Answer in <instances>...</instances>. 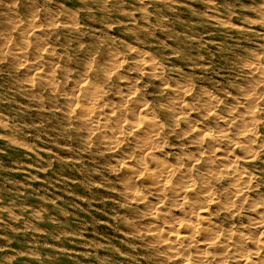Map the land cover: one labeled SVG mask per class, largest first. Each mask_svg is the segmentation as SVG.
Here are the masks:
<instances>
[{
    "label": "rangeland",
    "instance_id": "374dc122",
    "mask_svg": "<svg viewBox=\"0 0 264 264\" xmlns=\"http://www.w3.org/2000/svg\"><path fill=\"white\" fill-rule=\"evenodd\" d=\"M0 10V264H188L196 243L175 254L151 241L185 229L220 241L201 255L223 245L222 264L263 263L264 0H0ZM139 163L179 165L235 207L203 209L199 194L188 211L171 195L181 187L158 195ZM159 208L169 223L151 220Z\"/></svg>",
    "mask_w": 264,
    "mask_h": 264
},
{
    "label": "bare ground",
    "instance_id": "6f19581e",
    "mask_svg": "<svg viewBox=\"0 0 264 264\" xmlns=\"http://www.w3.org/2000/svg\"><path fill=\"white\" fill-rule=\"evenodd\" d=\"M181 2V1H180ZM210 2V1H209ZM218 2V1H217ZM60 3V2H59ZM183 3V2H182ZM35 10V9H34ZM64 10V9H63ZM154 10V9H153ZM1 11V10H0ZM35 15V14H34ZM48 17V16H47ZM198 18V17H197ZM15 19V18H14ZM12 20V19H11ZM29 22H30V20H28ZM56 21V20H55ZM167 21V20H166ZM32 22V21H31ZM76 24V23H75ZM34 25V24H33ZM39 25V24H38ZM173 26V25H172ZM0 27H1V25H0ZM204 27V26H203ZM142 28V27H141ZM205 30V29H204ZM141 32V31H140ZM36 33V32H35ZM72 33V32H71ZM93 33V32H92ZM233 33V32H232ZM55 34V33H54ZM59 35V34H58ZM166 35V34H165ZM172 35V34H171ZM166 36H168V35H166ZM173 36V35H172ZM221 36V35H220ZM21 37H23V36H21ZM94 37V36H93ZM74 38V37H73ZM247 38V37H246ZM92 39V38H91ZM89 40V39H88ZM209 40V39H208ZM52 41V40H51ZM86 42V41H85ZM33 43H31V45H32ZM59 45V44H58ZM38 46V45H37ZM40 46H42V45H40ZM32 47V46H31ZM93 47V46H92ZM148 48V47H147ZM43 49V48H42ZM61 49V48H60ZM103 50V49H102ZM137 50V49H136ZM43 51V50H42ZM49 51V50H48ZM81 52H82V50H80ZM252 51V50H251ZM84 52V51H83ZM95 54V53H94ZM113 54H114V52H113ZM119 54V53H118ZM112 55V54H111ZM110 55V56H111ZM122 55V54H121ZM149 55V54H148ZM152 55V54H151ZM194 55V54H193ZM227 55V54H226ZM238 55V54H237ZM27 56V55H26ZM23 57V56H22ZM62 57V56H61ZM232 58V57H231ZM115 59H116V57H115ZM146 59V58H145ZM259 59V58H258ZM219 60V59H218ZM13 61V60H12ZM143 61H144V59H143ZM254 61V60H253ZM31 62V61H30ZM58 63V62H57ZM137 63V62H136ZM153 63H154V61H153ZM238 63V62H237ZM52 64V63H51ZM54 64H56V63H54ZM134 64V63H133ZM224 64V63H223ZM42 65V64H41ZM232 65V64H231ZM6 66V65H5ZM33 66V65H32ZM55 66V65H54ZM111 66V65H110ZM134 66V65H133ZM225 66V65H224ZM60 67V66H59ZM182 67V66H181ZM32 68V67H31ZM38 67H36V69H37ZM61 68V67H60ZM123 68V67H122ZM88 69V68H87ZM234 69V68H233ZM45 70V69H44ZM158 70V69H157ZM172 70V69H171ZM34 71V70H33ZM125 72V71H124ZM29 73V75H30V72H28ZM33 73V72H32ZM41 74V73H40ZM141 74V73H140ZM156 74V73H155ZM260 75V81H263L264 82V68L262 67V69H261V72L259 73ZM173 75V74H172ZM31 77H32V75H30ZM13 78V77H12ZM187 78V77H186ZM36 79V78H35ZM72 80V79H71ZM255 80V79H254ZM77 81V80H76ZM179 81V80H178ZM75 82V81H74ZM73 82V83H74ZM113 82V81H112ZM180 82V81H179ZM228 82V81H227ZM243 82V81H242ZM262 82V83H263ZM68 83V82H67ZM76 83V82H75ZM79 83V82H78ZM207 83V82H206ZM80 84V83H79ZM32 85V84H31ZM55 85V84H54ZM78 85V84H77ZM81 85V84H80ZM140 85V84H139ZM171 85H173V84H171ZM253 85V84H252ZM169 86V85H168ZM199 86V85H198ZM255 87H256V85H255ZM74 88V87H73ZM77 88V87H76ZM236 88V87H235ZM51 89V88H50ZM53 89V88H52ZM131 89V88H130ZM179 89V88H178ZM177 89V90H178ZM214 89V88H213ZM132 91V90H131ZM150 91V90H149ZM23 92V91H22ZM49 92V91H48ZM103 92V91H102ZM102 92L100 93V94H102ZM183 92V91H182ZM250 93V95L252 94V92H251V89H250V91H249ZM95 93V92H94ZM121 94V93H120ZM248 94V93H247ZM246 94V95H247ZM50 95V94H49ZM72 95V94H71ZM143 95V94H142ZM191 95V94H190ZM218 95V94H217ZM225 95V94H224ZM223 95V96H224ZM28 96V95H27ZM39 97V96H38ZM128 97V96H127ZM194 97V96H193ZM97 98V97H96ZM220 99V98H219ZM263 99V98H262ZM47 100V99H46ZM106 100V99H105ZM115 100V99H114ZM175 100V99H174ZM257 100V99H256ZM217 101V100H216ZM124 102V101H123ZM180 102V101H179ZM205 102V101H204ZM247 102V101H246ZM254 102V101H253ZM252 102V103H253ZM1 103V102H0ZM249 103H251V102H249ZM87 104V103H86ZM123 104V103H122ZM93 105V104H92ZM242 105V104H241ZM41 106V105H40ZM53 106V105H52ZM58 106V105H57ZM170 106V105H169ZM230 106V105H229ZM85 107V106H84ZM93 107V106H92ZM119 107V106H118ZM176 107V106H175ZM249 108V107H248ZM21 109V108H20ZM93 109V108H92ZM98 109V108H97ZM96 109V110H97ZM114 109V108H113ZM137 109V108H136ZM104 110V109H103ZM148 110V109H147ZM229 110V109H228ZM231 110H232V108H231ZM249 110H250V108H249ZM82 111V110H81ZM108 111V110H107ZM131 111V110H130ZM183 112V111H182ZM180 113V112H179ZM209 113V112H208ZM64 114V113H63ZM120 114V113H119ZM123 114V113H122ZM135 114V113H134ZM177 114V113H176ZM193 114V113H192ZM128 115V114H127ZM145 115V114H144ZM178 115V114H177ZM94 116V115H93ZM92 116V117H93ZM125 116V115H124ZM123 116V117H124ZM86 117V116H85ZM84 117V118H85ZM129 118V117H128ZM128 118H127V120H128ZM231 118V117H230ZM19 119V118H18ZM53 119V118H52ZM94 119V118H93ZM138 119V118H137ZM89 120V119H88ZM91 120V119H90ZM136 120V119H135ZM151 120V119H150ZM160 120V119H159ZM263 120V119H262ZM132 121V120H131ZM157 121V120H156ZM161 121V120H160ZM89 122V121H88ZM121 122V121H120ZM136 122H137V120H136ZM221 122V121H220ZM32 123V122H31ZM122 123V122H121ZM139 123V122H138ZM88 124V123H87ZM95 124H96V121H95ZM94 124V125H95ZM133 124H136V123H133ZM189 124V123H188ZM55 125V124H54ZM86 125V124H85ZM94 125H91L92 127H90V129H89V131L90 130H96L97 128H99V126H94ZM139 125H140V123H139ZM56 126V125H55ZM142 127V126H141ZM194 127V126H193ZM4 128V127H3ZM40 128V127H39ZM116 128V127H115ZM113 129V128H112ZM253 129V128H252ZM254 129H255V127H254ZM126 130V129H125ZM155 130V129H154ZM208 130H209V128H208ZM39 131V130H38ZM236 131V130H235ZM252 131V130H251ZM255 131V130H254ZM253 131V132H254ZM136 132V131H135ZM147 132V131H146ZM223 132H224V130H223ZM226 132H227V130H226ZM144 133H145V131H144ZM157 133V132H156ZM225 133V132H224ZM116 134V133H115ZM148 134V133H147ZM75 136V135H74ZM122 136V135H121ZM135 136V135H134ZM200 136V135H199ZM249 136V135H248ZM54 137V136H53ZM152 136H150V137H145V138H143V136H142V138H140L139 139V141L138 142H141L142 144H144V145H152V144H155V140H154V138H151ZM157 137V136H156ZM255 137V136H254ZM248 138V137H247ZM260 138V137H259ZM108 139V138H107ZM110 139V138H109ZM72 140V139H71ZM74 140V139H73ZM79 140V139H78ZM158 140V139H157ZM169 140V139H168ZM46 141V140H45ZM59 141V140H58ZM65 141V140H64ZM136 141H137V138H136ZM200 141V140H199ZM109 142V141H108ZM107 142V143H108ZM158 142V141H157ZM156 142V143H157ZM103 143V142H102ZM199 143V142H198ZM21 144V143H20ZM159 144V143H158ZM212 144V143H211ZM213 144H214V141H213ZM24 145V144H23ZM92 145V144H91ZM113 145V144H112ZM111 145V146H112ZM156 145V144H155ZM201 145V144H200ZM248 146V145H247ZM250 146V145H249ZM154 147H156V146H154ZM109 148V147H108ZM113 148H114V146H113ZM147 148V147H146ZM229 148V147H228ZM252 148V147H251ZM144 150V149H143ZM153 150V149H152ZM200 150V149H199ZM203 150V149H202ZM207 151V150H206ZM142 152V151H141ZM144 152V151H143ZM177 152V151H176ZM252 152V151H251ZM256 152V151H255ZM231 153V152H230ZM202 154V153H201ZM229 154V153H228ZM249 154V153H248ZM130 155V154H129ZM174 155V154H173ZM250 155V154H249ZM114 156V155H113ZM176 157V156H175ZM232 157V156H231ZM168 158V157H167ZM90 159V158H89ZM194 159V158H193ZM218 160H219V162H222V163H224V161L225 160H228V162L227 161H225V163L227 162V163H232V161H233V159H224V158H221V157H218L217 158ZM101 160V159H100ZM194 161V160H193ZM127 162V161H126ZM132 163V162H131ZM140 163H142L141 161H140ZM138 164V165H141V164ZM176 163V162H175ZM175 163H173V164H175ZM193 163V162H192ZM226 163V164H227ZM88 164V163H87ZM173 164H171V165H173ZM178 164V163H177ZM183 164V163H182ZM212 164V163H211ZM228 164V165H229ZM161 165H162V163H161ZM160 165V163L159 164H150V165H147V164H142L141 166H140V170H141V172H143V171H149V172H147V173H150V174H148L149 175V181H148V186L150 187V188H154L155 186L156 187H158L157 189H155V190H157L156 191V193L158 194V195H160L161 194V191L163 190V192L167 189V187H168V182L169 181H173V183L176 185V186H179V187H181V188H178V190H174V192H172L171 193V195H173V197L174 198H176V200L177 201H179L180 202V205L182 206H184L185 204L187 205V209H189L188 211H190V210H193L194 211V209L193 208H196L199 204H198V200L199 199H201V198H199V196L200 195H203V196H205V198H204V203H201V207L203 208V209H208V208H212V207H218V208H220V209H222L223 211H225V212H229L231 209H233V207H235V204L232 202V195H229L228 197H226L225 199H222L221 197H219V196H221L222 194H220V195H218V196H213V195H210V193H208L209 191H208V189H207V187L204 185L205 184V179L204 178H199V180L197 181V180H194V179H191V177L189 176V174H188V171H185V172H183L182 170H180V167H178L179 165H177V167H175V166H167V164H163V165H165V167L163 166H161ZM176 165V164H175ZM119 166V165H118ZM213 166V165H212ZM196 168V167H195ZM199 168V167H198ZM126 169V168H125ZM203 169V168H202ZM210 169V168H209ZM103 170V169H102ZM134 170V169H133ZM132 170V171H133ZM262 170V169H261ZM224 172V171H223ZM128 173V172H127ZM144 173V172H143ZM146 173V174H147ZM221 173V172H220ZM227 173V171L225 172V174ZM224 173H221V175H223ZM137 175H139V174H137ZM147 175V176H148ZM227 175V174H226ZM225 175V176H226ZM216 175H213V177H215ZM135 177V176H134ZM146 178V177H145ZM144 178V179H145ZM133 179V178H132ZM242 179V178H241ZM146 181V180H145ZM249 181V180H248ZM59 182V181H58ZM172 183V184H173ZM198 183H200V184H198ZM118 185V184H117ZM143 185V184H142ZM133 186H135L133 183H131V184H129V187L131 188V189H133ZM151 186H154V187H151ZM175 186V187H176ZM122 187V186H121ZM125 189V188H124ZM175 189V188H174ZM176 189H177V187H176ZM264 189V188H263ZM128 190V189H127ZM134 190V189H133ZM137 190V189H136ZM161 190V191H160ZM170 190V189H169ZM143 191V190H142ZM225 191V190H224ZM134 192H136V191H134ZM155 192V191H154ZM223 192V191H222ZM235 192L236 193H238V195L239 196H241V192L240 191H238V190H235ZM138 193V192H137ZM167 193V192H166ZM200 194V195H199ZM224 194V193H223ZM214 195H216V194H214ZM127 196V195H126ZM131 196V195H130ZM143 195H141L140 193H139V195L137 194L136 195V200L137 201H142L143 200V197H142ZM112 197V196H111ZM157 197V196H156ZM223 197H225V196H223ZM126 198V197H125ZM130 198V197H129ZM234 198V197H233ZM250 199V198H249ZM130 200V199H129ZM134 200V199H133ZM160 200V199H159ZM147 201V200H146ZM238 201L240 202V199H238ZM155 202V201H154ZM251 202V201H250ZM162 203V202H161ZM179 204V203H178ZM142 205V204H141ZM177 206V205H176ZM179 206V205H178ZM177 206V207H178ZM250 207V206H249ZM264 207V206H263ZM6 208V207H5ZM124 208V207H123ZM161 208V207H160ZM159 208V209H160ZM172 208V207H171ZM186 208V207H185ZM184 208V209H185ZM237 208V207H236ZM154 209V208H153ZM162 209V208H161ZM160 209V211L159 210H153V211H150L148 214H149V216H151V220L153 221V219H156V220H161V222H165L164 220L166 219L167 220V222H168V220L169 219H167V216L169 215V213H168V215H166V216H162V214L160 215L159 214V212H163V210H161ZM180 209H181V207H180ZM187 209H185V210H187ZM213 209H215V208H213ZM211 210V209H210ZM183 211V210H182ZM181 211V212H182ZM216 211V210H215ZM122 213V212H121ZM167 213V212H166ZM184 213H185V211H184ZM188 213V212H187ZM255 213V212H254ZM264 213V212H263ZM183 214V213H182ZM189 214V216L192 214V213H188ZM187 214V215H188ZM195 214V213H194ZM141 215V214H140ZM174 215V214H173ZM169 216H171V214L169 215ZM169 216H168V218H169ZM186 216V215H185ZM262 216H264V215H262ZM261 216V217H262ZM55 217V216H54ZM180 217V216H179ZM246 217V216H245ZM185 218V217H184ZM191 220H198L199 219V216H197V214H195L192 218L191 217H189ZM173 219V218H172ZM171 219V220H172ZM179 219V218H178ZM262 219V218H261ZM13 220V219H12ZM185 220V219H184ZM11 221V220H10ZM175 221V220H174ZM201 221V220H200ZM207 221V220H206ZM206 221H203V222H205L206 223ZM179 222V221H178ZM202 222V221H201ZM119 223V222H118ZM169 223V222H168ZM208 223V222H207ZM124 224V223H123ZM126 224V223H125ZM153 224V223H152ZM171 224V223H170ZM202 224V223H201ZM204 224V223H203ZM236 224V223H235ZM207 225H209V223L207 224ZM162 226V225H161ZM205 226V225H204ZM208 229V228H207ZM152 230V229H151ZM155 230V229H154ZM65 231V230H64ZM194 231V230H193ZM205 231V230H204ZM158 232H160V231H158ZM175 232V234L173 235L172 233V235L173 236H171V234L168 236V238H165V239H163L164 237L163 236H153V239L151 240L153 243H156V245H159V246H161L163 249H165V250H170L171 252H175V254H176V252H178V251H180L181 249H183V247H186V246H189V245H193V244H195L196 243V249H197V253L199 252L200 253V255H195L194 257H191V255L189 256L188 255V253L187 254H185L184 253V255L182 254V256H181V261L182 262H184V263H188V264H211V262H216L217 264H222V257H221V253H223V252H227V250L229 249H227L226 250V248L227 247H225V246H223L222 245V247L221 248H218V249H214V251H215V253H214V255L212 256V257H208V256H205V255H201V251L202 250H205L206 248H207V246H209V245H213V244H217L218 242H220V241H217L216 239H210L209 241H207L206 239H197V237H195V232L193 233V232H191V231H187V229H185V233H182V232H176V231H174ZM173 232V233H174ZM256 232V231H255ZM58 233V232H57ZM157 233V232H156ZM208 233V232H207ZM209 233H211V232H209ZM166 234V233H165ZM168 234V233H167ZM159 235V234H158ZM241 235V234H240ZM166 237H167V235H165ZM204 236V235H203ZM209 236V235H208ZM245 236V235H244ZM12 238V237H11ZM244 238V237H243ZM256 238V237H255ZM138 240V239H137ZM149 240V239H148ZM241 241V240H240ZM254 241H256V240H254ZM232 242V241H231ZM235 243V242H234ZM254 243V242H253ZM259 243V242H258ZM219 244H222V242L221 243H219ZM237 245V244H236ZM233 247V246H232ZM236 247V246H235ZM258 247V246H257ZM217 248V247H216ZM237 248V247H236ZM251 248V247H250ZM208 249V248H207ZM254 249V248H253ZM252 249V250H253ZM232 250H234L233 248H232ZM255 250V249H254ZM135 252V251H134ZM204 252V251H203ZM233 251H231V253H232ZM243 252V251H242ZM234 253H236V252H234ZM262 253V252H261ZM170 254V253H169ZM209 255V254H208ZM225 255V254H224ZM233 255V254H232ZM159 256V255H158ZM237 258V257H236ZM259 258V257H258ZM263 259V258H262ZM264 260V259H263ZM243 261V263H247V259H245V260H242ZM174 262V261H173ZM259 263H260V261H259ZM235 264V263H234ZM262 264H264V261H263V263Z\"/></svg>",
    "mask_w": 264,
    "mask_h": 264
}]
</instances>
